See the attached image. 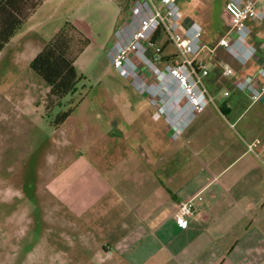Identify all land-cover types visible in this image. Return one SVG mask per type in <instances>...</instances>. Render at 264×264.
I'll return each instance as SVG.
<instances>
[{"label": "crops", "instance_id": "crops-1", "mask_svg": "<svg viewBox=\"0 0 264 264\" xmlns=\"http://www.w3.org/2000/svg\"><path fill=\"white\" fill-rule=\"evenodd\" d=\"M77 1L43 0L0 56L12 52L29 66L66 21L107 54L133 0ZM226 3L217 13L225 28ZM258 6L264 13V0ZM214 18L209 4L194 19L182 17L202 31ZM246 24L254 59L241 65L233 58L230 68L200 53L212 102L177 139L144 95L105 103L109 118L87 151L85 194L57 199L66 209L53 213L62 248L53 259L23 264H264V96L251 103L235 89L257 71L264 81V20ZM198 192L192 218L177 223L178 204Z\"/></svg>", "mask_w": 264, "mask_h": 264}, {"label": "rangeland", "instance_id": "rangeland-1", "mask_svg": "<svg viewBox=\"0 0 264 264\" xmlns=\"http://www.w3.org/2000/svg\"><path fill=\"white\" fill-rule=\"evenodd\" d=\"M223 2L178 0V5L181 17L194 19L196 10L209 4L215 18L210 27L203 28L206 48L202 52L213 63L223 60L233 68L237 62L225 50L208 51L227 31L217 19ZM85 37L89 47L90 39ZM155 47L163 48V56L175 53L162 33ZM154 49L149 44L146 56L150 60ZM156 66L162 69L164 65ZM77 74L76 92L62 99L60 106L46 110L45 82L12 52L0 56V262L23 264L55 257L62 245L54 242L57 222L53 213L66 211L57 199L85 194L87 151L97 147L96 129L109 118L105 103L144 99L113 68L106 52L92 45L79 56ZM68 110L69 117L55 127L56 116Z\"/></svg>", "mask_w": 264, "mask_h": 264}, {"label": "built area", "instance_id": "built-area-1", "mask_svg": "<svg viewBox=\"0 0 264 264\" xmlns=\"http://www.w3.org/2000/svg\"><path fill=\"white\" fill-rule=\"evenodd\" d=\"M261 1L227 0L230 13L227 31L208 51L222 48L241 65L253 60L256 49L249 43L251 33L246 23L264 20L258 6ZM161 33L174 47L173 55L163 56V48L155 47ZM149 44L155 48L152 60L146 56ZM205 48L201 28L182 19L178 0H133L128 19L116 30L115 42L107 56L113 68L158 109L171 138L177 139L196 114L212 102L203 82L209 68L199 59ZM160 62L164 65L162 69L156 66ZM223 69L230 71L228 66ZM235 89L246 93L251 103L258 101L264 96L261 73L257 71L238 80ZM201 194L198 192L178 204L173 215L177 223L192 218L197 203L202 201Z\"/></svg>", "mask_w": 264, "mask_h": 264}, {"label": "trees", "instance_id": "trees-1", "mask_svg": "<svg viewBox=\"0 0 264 264\" xmlns=\"http://www.w3.org/2000/svg\"><path fill=\"white\" fill-rule=\"evenodd\" d=\"M43 0H0V52L22 28ZM89 40L71 22L66 21L45 47L32 59L29 68L47 85L43 106L50 110L77 90L80 77L75 61ZM167 60V58H165ZM71 110L56 116L53 125H62Z\"/></svg>", "mask_w": 264, "mask_h": 264}]
</instances>
